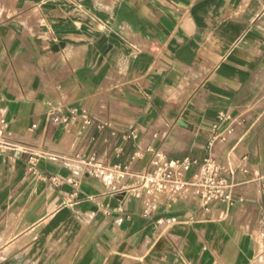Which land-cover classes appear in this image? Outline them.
Instances as JSON below:
<instances>
[{"label":"crops","instance_id":"obj_1","mask_svg":"<svg viewBox=\"0 0 264 264\" xmlns=\"http://www.w3.org/2000/svg\"><path fill=\"white\" fill-rule=\"evenodd\" d=\"M0 116L44 152L0 150V264H264V0H0ZM156 149L244 164L242 201L143 216L82 174Z\"/></svg>","mask_w":264,"mask_h":264},{"label":"built area","instance_id":"obj_2","mask_svg":"<svg viewBox=\"0 0 264 264\" xmlns=\"http://www.w3.org/2000/svg\"><path fill=\"white\" fill-rule=\"evenodd\" d=\"M55 110L54 106L49 108L48 120ZM224 119L226 116L219 115L218 120L212 124V128L217 130L219 122ZM61 121H66V117H63ZM83 123H88V121L84 120ZM135 136L133 130L122 135L124 139ZM217 137L222 136L218 132L215 133L208 142V149ZM7 149L28 154L30 160L44 154V152L11 141L7 131V122L0 116V150ZM80 162L82 174L100 179L107 192L120 190L140 199L143 216L153 213L158 204H170L188 197L195 199L200 206L215 202L231 205L242 201L241 196L234 195L236 183L233 175L236 169L246 171V166L241 163L236 167L229 163L224 165L210 151L201 161H196L187 157L166 158L159 149H156L152 151L147 167L132 173L134 181L128 184L123 181L126 174L130 173L127 166L118 163L110 164L94 155L83 157ZM193 164H196V169L188 174ZM253 175L255 180H264V172L258 169L253 171Z\"/></svg>","mask_w":264,"mask_h":264}]
</instances>
